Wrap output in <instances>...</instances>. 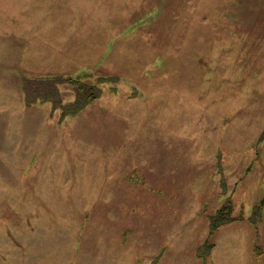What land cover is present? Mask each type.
Instances as JSON below:
<instances>
[{"label":"rangeland","instance_id":"374dc122","mask_svg":"<svg viewBox=\"0 0 264 264\" xmlns=\"http://www.w3.org/2000/svg\"><path fill=\"white\" fill-rule=\"evenodd\" d=\"M20 1L0 0V18ZM24 1L42 14V0ZM138 1L110 66L64 76L100 90L75 116L43 103L36 81L51 74L0 56V264H147L128 259L152 258L180 221L191 231L173 251L180 264H264V169L253 164L264 151V0ZM57 85L73 102L72 86ZM147 163L156 186H131L125 176ZM158 170L172 180L158 186ZM229 201L236 220L210 238ZM124 223L144 248L119 247Z\"/></svg>","mask_w":264,"mask_h":264},{"label":"crops","instance_id":"0c3cea01","mask_svg":"<svg viewBox=\"0 0 264 264\" xmlns=\"http://www.w3.org/2000/svg\"><path fill=\"white\" fill-rule=\"evenodd\" d=\"M145 1L142 0L141 3H145ZM137 2L140 1L42 0L37 5L42 8L43 12L39 16H34L31 12L32 4L24 0L20 1L12 8L14 14L7 13L0 18V56L11 58V66L13 64L17 68L29 69L28 73L35 75L66 76L71 73H79L83 71L81 69L97 65L106 58V66L109 67L111 60L108 58L113 57L117 50L118 37L127 29L131 30L133 23L130 20L133 15H138L134 13L139 8ZM135 23L137 24V22ZM36 31L44 33L43 36L37 34V36L41 35L38 38H43L40 45H34L31 39L33 32ZM138 36L141 37L143 34H138ZM144 39L146 38L144 37ZM144 39L141 38L140 40ZM103 47L104 51L102 53ZM26 58L30 63L29 65L23 62ZM80 67L82 68L79 69ZM146 115L144 113V116ZM138 120L144 121L143 118H138ZM262 150L259 149L258 154H255L253 164L254 167H257L258 164L259 166L262 165L264 169V151ZM148 164H142V167H145H141L142 170L138 167L128 172L125 177L131 186H138L135 182L137 180H145L151 185H155L146 174L148 173ZM174 176L175 174H173ZM164 178V171L161 175L158 170L156 175L158 186H163L166 179L172 180L170 176L165 180ZM188 201V208H185H193L195 201L192 199ZM162 206V203L156 204L157 211H159V208L162 209ZM169 207L171 209L175 208ZM140 210L141 208L136 209L133 213H153L149 209H146L145 212H140ZM126 213L130 215L129 211H126ZM88 216L90 217V215ZM150 221L153 226H160L163 231L161 220ZM175 224H173L171 230L167 231L169 236L166 242L157 248L156 253L152 252V258L132 255L128 260L134 262L136 259L143 257L148 259L147 264H175L176 257L177 264H180L179 255L173 251L181 248L179 235L181 239L182 233L189 234L191 231L188 229L181 233V221ZM147 226V224L144 225L140 230H146ZM121 227V237H119L121 244L119 247L121 249L123 247L126 254L131 250L145 247V243H141L142 241L140 245L137 244L136 246V243L129 241L133 230L132 224L127 225V223H124V226L121 225ZM86 229H91V226L88 225ZM97 230H101L100 226Z\"/></svg>","mask_w":264,"mask_h":264},{"label":"trees","instance_id":"16d2710c","mask_svg":"<svg viewBox=\"0 0 264 264\" xmlns=\"http://www.w3.org/2000/svg\"><path fill=\"white\" fill-rule=\"evenodd\" d=\"M52 81V82H51ZM33 83V81H30ZM49 82V83H48ZM51 82V83H50ZM37 85H40L39 92L42 94L43 103H49L52 107V114H60L61 119H65L66 117H72L83 111L92 100L98 98L100 96V90L96 88H92L89 84L85 83V80L81 78H71V77H62V76H53L47 81L38 80L36 81ZM46 83L47 85H42ZM60 83L69 84L72 86L74 91L75 99L73 102L69 104H64L62 101L58 88L56 86ZM227 202L225 207L221 208L218 211L217 215L212 218L211 226H210V238L224 225H228L233 223L236 219L230 217L228 214L231 213L233 207L230 203ZM212 246L210 247V249Z\"/></svg>","mask_w":264,"mask_h":264}]
</instances>
